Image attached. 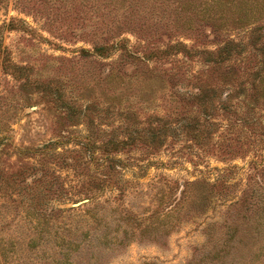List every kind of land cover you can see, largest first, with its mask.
I'll return each mask as SVG.
<instances>
[{
	"label": "rangeland",
	"instance_id": "rangeland-1",
	"mask_svg": "<svg viewBox=\"0 0 264 264\" xmlns=\"http://www.w3.org/2000/svg\"><path fill=\"white\" fill-rule=\"evenodd\" d=\"M93 259L264 264V0H0V264Z\"/></svg>",
	"mask_w": 264,
	"mask_h": 264
},
{
	"label": "trees",
	"instance_id": "trees-1",
	"mask_svg": "<svg viewBox=\"0 0 264 264\" xmlns=\"http://www.w3.org/2000/svg\"><path fill=\"white\" fill-rule=\"evenodd\" d=\"M50 144V143H49ZM48 145V144H47ZM103 253V252H102ZM105 253V252H104ZM108 256V255H107ZM107 256H106V254H105V256H104V258L106 257L107 258ZM105 258V259H106ZM91 261V260H90ZM93 261L95 262V264H99L100 262H99V260L98 259H93ZM89 262V261H88Z\"/></svg>",
	"mask_w": 264,
	"mask_h": 264
},
{
	"label": "water",
	"instance_id": "water-1",
	"mask_svg": "<svg viewBox=\"0 0 264 264\" xmlns=\"http://www.w3.org/2000/svg\"><path fill=\"white\" fill-rule=\"evenodd\" d=\"M84 202H87V201L84 200V201H82V202H80V203H78V204H75L74 206H78V205H80V204H82V203H84Z\"/></svg>",
	"mask_w": 264,
	"mask_h": 264
}]
</instances>
